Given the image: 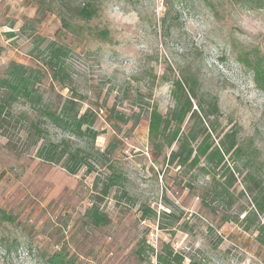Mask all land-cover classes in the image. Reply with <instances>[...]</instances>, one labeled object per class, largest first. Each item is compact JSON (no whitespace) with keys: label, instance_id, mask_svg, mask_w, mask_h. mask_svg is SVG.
<instances>
[{"label":"rangeland","instance_id":"obj_1","mask_svg":"<svg viewBox=\"0 0 264 264\" xmlns=\"http://www.w3.org/2000/svg\"><path fill=\"white\" fill-rule=\"evenodd\" d=\"M89 5L91 17L77 15ZM52 55L68 87L52 81ZM256 58L264 60V0H0V79L12 61L39 70L43 102L56 106L72 89L81 110L95 112L97 134L75 135L25 97L12 101L0 128V264H46L56 253L70 264H159L166 247L186 264H264V214L245 220L253 204L243 191L248 172L264 184V89L249 65ZM185 75L199 98L217 101L211 139L235 132L240 151L225 156L238 169L231 206L207 191L213 178L223 181L222 169L169 164L175 144L159 157L151 151L150 109L168 113L173 82ZM109 108L128 122L109 121ZM29 120L48 138L87 146L91 160L97 148L113 149L93 172L68 173L35 155ZM180 132L203 136L189 117ZM111 166L125 175V194L119 186L100 193Z\"/></svg>","mask_w":264,"mask_h":264},{"label":"trees","instance_id":"obj_2","mask_svg":"<svg viewBox=\"0 0 264 264\" xmlns=\"http://www.w3.org/2000/svg\"><path fill=\"white\" fill-rule=\"evenodd\" d=\"M93 14V8L89 5L81 8L77 15L89 18ZM249 65L254 72L256 82L264 89V60L256 58L249 62ZM46 66V69L51 71L53 82L60 85L62 89L68 87L69 76L58 55H52ZM37 72L40 73L39 70L22 63L12 61L8 64L6 78L0 79V87L5 89V93L0 96V128L3 127L7 118L11 117L12 101L19 97H25L33 104L39 105V115L46 118L50 124L71 131L75 135L86 134L95 139L97 134L92 128L95 112L90 111L89 108L81 110V95L76 96L71 89L69 94L59 96L56 106L44 103L42 95L36 88V84L40 80ZM195 85L196 80L192 76L185 75L180 80L177 79L173 82L171 92L175 98L168 113L162 114L155 105L151 107L148 117L151 151L155 157H159L165 147L171 148L175 144V148L170 151L167 159L169 164L176 163L188 168L198 166L204 172L217 167L222 169L224 172L223 181L213 178V182L207 191L216 201L231 206L234 200L229 189L236 183L237 176L235 173L238 169L236 166L234 168L228 166L225 156L239 153L240 148L237 146L233 131L224 133L222 137L217 135L219 138L217 143L211 139V133L216 131V127L214 121L210 120L209 117L218 112L217 101L213 97L199 98L195 92ZM192 99L195 100V103ZM193 104L196 105L197 109H192ZM202 114L207 119V125L203 123L200 116ZM21 115L24 116V114ZM107 116L109 121H112L110 120L112 118L119 123L128 122V117L124 113L113 108H109ZM187 117L191 118L194 124L200 126L203 136L198 142H196V133L180 132V128ZM137 121L138 119L135 120V122ZM25 132L27 136L34 138L35 155L39 159L55 164L61 163L64 169L71 174H75L82 167L88 172H93L97 163L102 164V161L113 149L112 143L103 150L97 148L98 159L91 160L87 146L72 145L69 140L64 138L58 140L48 138L47 129L41 128L37 120H29ZM201 160H203L202 163ZM125 181L123 172L115 166H111L110 172L106 174L105 180L100 185V193L108 195L113 187L119 186L122 188V194H125ZM243 181V191L250 195L253 204V209L245 217L247 220L251 214H264V184L250 172L243 176ZM259 229L261 233H264L263 224L259 223ZM156 259L159 264H186L183 258L174 253L170 247L161 250L156 255ZM46 264H70V261H67L63 254L56 253L46 259Z\"/></svg>","mask_w":264,"mask_h":264}]
</instances>
